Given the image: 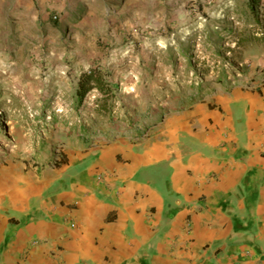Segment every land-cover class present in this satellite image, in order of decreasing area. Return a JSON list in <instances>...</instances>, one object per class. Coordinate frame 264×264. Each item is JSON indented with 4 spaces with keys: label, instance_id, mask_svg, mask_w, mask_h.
I'll return each mask as SVG.
<instances>
[{
    "label": "crops",
    "instance_id": "crops-1",
    "mask_svg": "<svg viewBox=\"0 0 264 264\" xmlns=\"http://www.w3.org/2000/svg\"><path fill=\"white\" fill-rule=\"evenodd\" d=\"M0 173V264H264V83Z\"/></svg>",
    "mask_w": 264,
    "mask_h": 264
},
{
    "label": "rangeland",
    "instance_id": "rangeland-1",
    "mask_svg": "<svg viewBox=\"0 0 264 264\" xmlns=\"http://www.w3.org/2000/svg\"><path fill=\"white\" fill-rule=\"evenodd\" d=\"M245 3L0 0V173L147 132L188 104L263 84L264 0L254 16ZM87 70L109 93L78 103Z\"/></svg>",
    "mask_w": 264,
    "mask_h": 264
},
{
    "label": "trees",
    "instance_id": "trees-1",
    "mask_svg": "<svg viewBox=\"0 0 264 264\" xmlns=\"http://www.w3.org/2000/svg\"><path fill=\"white\" fill-rule=\"evenodd\" d=\"M256 4H257V0H246V3L244 5L246 8L245 11H247L249 13V15L254 16ZM257 22H254L253 24L257 25L258 24ZM56 27H57V25H56ZM207 38H210V36H208ZM243 46H244V44L241 41L237 45V47H239V48L243 47ZM103 86L107 87L108 85L102 80V76L100 75L99 72L92 71V70L84 71L81 74H79V76L77 78V86L74 90L73 97H74L75 101L79 103L83 100V98L87 94H89L93 90H98V91L102 92L103 94L107 95L109 93V90L103 89ZM39 110L41 113L40 108H39ZM102 113H104V112H102Z\"/></svg>",
    "mask_w": 264,
    "mask_h": 264
}]
</instances>
